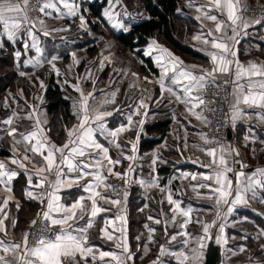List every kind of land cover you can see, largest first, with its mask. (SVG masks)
<instances>
[{"label":"snow or ice","instance_id":"1","mask_svg":"<svg viewBox=\"0 0 264 264\" xmlns=\"http://www.w3.org/2000/svg\"><path fill=\"white\" fill-rule=\"evenodd\" d=\"M107 3L108 8L103 15L111 22L113 28L127 31V27L116 20L120 13L115 9L121 5V0H107ZM194 3L195 0H189V6ZM30 4L31 0H0V37H6L8 42L17 43L21 41L22 35L26 34L28 39L22 42L23 51L26 53L30 49H35L39 54L40 41L33 29L38 23L44 36L50 33L46 29L45 20L37 17L33 21L29 15L30 11H38L46 17H53L55 13L53 18L76 17L78 5L73 0H36L31 7ZM249 11L250 6L246 0H204L196 7L199 15L195 18L201 21V32L193 36V40L205 46L204 54L208 57L211 67L187 65L180 57L153 40L145 55L151 56L153 52L157 53L155 63L160 69V74L156 80H150L145 76L143 81L158 85L160 99L167 98L170 104L183 105L187 116L194 117L204 125L210 123L205 112L216 110L210 107L214 100H206V92L210 88L217 90L213 93L214 98L219 97L222 103H227L228 112L225 113V119L226 122H231L233 127L238 121L253 117L264 123V61L242 62L237 47L240 44L238 37L247 35V29L264 25V14L259 17H249L246 15ZM124 15L128 13L125 11ZM204 21H210L213 27L208 28ZM79 22V27L87 30L88 21L83 15L79 16ZM205 28H207L206 32ZM66 30L68 29H56V31ZM2 47L3 42H0V48ZM21 55L20 50L14 52L17 60ZM72 57L74 63L78 64L79 60L75 53H72ZM56 59L57 57L53 56L47 62L51 64L52 70L60 75V70L53 63ZM105 61L111 64L112 56L103 57L100 61L101 70ZM25 63L39 66L41 60L37 57L34 61L29 60ZM123 74L127 75V73ZM20 75L23 76L25 73L21 72ZM88 76H91V72L86 78ZM132 76L140 80L137 73H132ZM220 76L224 77L222 81L218 80ZM92 84L93 89L87 92L79 84L72 85L79 94L78 99L73 102V115L77 122L70 128H64L65 139L61 145L50 140L44 127L47 121H41L38 108L35 106L22 118L13 112L7 118L0 120V125L7 126L2 130L13 140L14 154L10 158V163L27 173V186L22 191L28 200L36 201L40 206L36 218L29 224V231L24 232L21 241H6L5 237L9 234L5 223L9 219L7 208L14 199L11 195L12 182L20 173L0 161V189L9 193L0 200V264H134L135 253L127 242V232L124 227L127 221L122 214L123 209L114 219L104 217L105 226L99 230V238L114 242V247L119 251H105L91 242L90 230L94 228L97 218L102 213L111 211V208L105 205L117 208L121 205V199L106 194L111 192L116 197L120 195L115 186L109 183L110 178L123 182L125 200L126 186L133 183L145 189L158 188L166 193L165 200L170 206V220L162 221L152 216L148 219L153 220L155 224L163 223L167 245H177V247L160 244L157 258L152 264H165L163 257H172L174 264H203L204 250L208 241L224 247L225 257L229 260L232 256L247 251L245 246H240L238 250L226 247L229 238L225 234V225L218 221L226 220L238 205H247L250 200L264 203V167H256L251 172H246L245 169L250 166L238 158L240 155L238 149L221 144L210 139L207 134L200 133L203 144L216 146L206 148L193 145L209 160L204 163L197 158L192 163L207 168L208 172L185 174L183 179L190 177L192 181H204L190 186L197 198L213 202L215 218L210 222L202 217L194 219L195 209L191 206L182 207L183 201L174 199L172 190L161 188L159 177L152 175L155 173L158 157L152 159L149 166L150 179L133 178V174L136 173V162L140 159L138 157L140 135L137 132L135 140L126 142L122 141L121 137L136 128L142 130L145 120L141 118L139 121H134V117L148 115L149 105L145 102V98L140 97L136 103L129 105L132 111L126 114V124H118L117 127L110 128L108 118L122 112L119 106L112 108L111 111L108 110L109 106L116 104V94L119 90L108 93L101 89L98 98L96 81L92 80ZM142 91L147 93L149 89L145 87ZM147 99L151 100L152 97L148 96ZM155 102L159 103V100ZM4 106H8L6 101ZM141 109L144 111L141 112ZM20 119L32 122L31 131L20 130L17 123ZM244 140L254 143L255 137L249 134ZM245 146L247 147L248 144ZM184 147L185 149L188 147L186 138ZM112 150H115L117 155L113 156ZM252 151L255 152V149ZM16 153L20 155L17 156ZM125 161L129 162L127 168L123 172L116 170L117 166ZM29 164L33 165V170H29ZM236 165H239V168ZM74 188L80 190L82 194H78L70 203L62 202L61 193H70ZM200 189L207 191L201 193ZM179 192L180 190H177V193ZM16 207L17 209L20 207L18 202ZM161 214H164L163 210ZM116 221H120L121 225L117 226ZM16 223V220L12 219L11 227L15 228ZM193 223L200 226L199 234L194 235L188 230V226ZM170 225L178 228L179 231L169 235ZM145 227L149 232L148 243H155L156 230L148 225ZM214 228L218 229L216 233L212 231ZM115 233L120 235L117 236ZM33 236L34 240L30 243V237ZM260 236H264V230L258 232L257 238ZM136 239L139 240L140 237ZM143 250L147 253L151 249L144 245ZM260 250L264 252V244L260 245ZM211 254L209 250V256Z\"/></svg>","mask_w":264,"mask_h":264},{"label":"crops","instance_id":"2","mask_svg":"<svg viewBox=\"0 0 264 264\" xmlns=\"http://www.w3.org/2000/svg\"><path fill=\"white\" fill-rule=\"evenodd\" d=\"M92 0H73V2L78 5V14L76 17H65V18H53L55 17V13H53V17H46L41 14L38 16L45 20L46 29L49 31L50 35L44 36L41 29V26L37 23L36 27L33 29L35 35L39 38L41 53H36L35 49H30L28 52L23 51V40H27L28 37L26 34L22 35L21 41L17 43H11L6 40V37H0V42H3V47L0 48V56L3 55L5 51H12L13 58L15 60L14 66L18 69L19 73H25L26 77L29 79L31 92L29 96H26L24 90L21 87H17L13 92V96H18L15 105L13 108L11 107V114L16 112L19 117H24L28 112H30L33 107H37L40 115L41 121H46L44 119V115H46L45 108V98L44 92L46 88V78L41 77L38 73L44 67H48L51 73L54 74L57 81L61 84L63 90L67 93L68 96L72 97L74 101L78 99L79 94L74 90L72 85L79 84V86L85 91H91L93 89L92 80L96 81L95 88L97 89V96L100 97V91L103 89L105 92L111 93L113 91L119 90L116 94V104L109 106L108 110L111 111L114 107H121L122 112L115 113L112 117L108 118V126L110 128H115L118 124H126V114L130 113L132 109L129 105H132L137 102L138 98L144 97L145 102L148 103L149 107L147 109L148 115L146 117L136 116L134 117V121H139L141 118L145 120L144 125L142 126V130L140 128H136L131 132H127L123 134L121 137L122 141L135 140L137 132H139L140 138L138 142V157L140 159L136 162V173L133 174V178H144L150 179V164L152 159L157 158V163L155 165V173L152 175L159 177V184L161 188L171 189L174 194V199H179L183 201L182 207L191 206L195 209L193 212V218L202 217L205 221H212L215 218V209L213 207L212 201H207L203 199L197 198V195L190 185L203 183L202 180L192 181L189 179H183L185 174H200L208 172L207 168L200 167L199 164L192 163L193 160L200 158L204 163H207L209 158L205 156L202 152H200L193 145H200L203 147H211L210 145H205L200 139V133H205V125L197 121L194 117L187 116L184 112V106L180 104H170L168 99H160V90L158 85L156 84H148L143 81V77L147 76L150 80H156L159 77L160 69L157 67L155 63V55L156 52H153L151 56L146 55L150 58L154 67L157 69V72H153L150 70H146V68H137L132 63H130L127 59H124L118 52L116 46L118 43L109 33H98L96 30H93L91 26H89V21H92V18L95 19L93 14L89 11L87 5ZM252 4L251 2L259 1L264 3V0H246V2ZM204 2V0H195V3L192 6H189V0H178L177 11L179 13L190 15L194 18L201 27V21L197 20L195 17L199 15L196 12V7L199 6L200 3ZM108 8V3L106 1L105 6L101 12V18L105 24L109 26V28L114 32L124 31L123 29L113 28L111 22L108 21L107 17L103 15L105 9ZM128 9L125 7L123 1L121 0V5L117 6L115 9L116 12L120 13L116 17V20L119 23L124 24L127 29L130 27V18L132 20H136L139 17H132L133 13L128 12ZM62 11H66V9H62ZM127 12L128 15H124V12ZM83 15L85 19L88 21L87 30L81 29L79 27V16ZM249 17L256 16L259 17L262 14L254 13V14H246ZM134 16V15H133ZM36 18L33 20L35 21ZM101 22L102 27L106 29V25ZM205 25L208 28L213 27V24L210 21H204ZM65 28L68 29L66 31H56V29ZM207 31V28L204 29ZM200 30H194L187 34H185L182 38V42L196 50L200 54L204 56L203 59L191 58L188 56H183L178 52L171 49L165 43L157 40L154 37H149L146 45L143 47V53L148 49L150 43L155 40L159 45L169 49L176 56L180 57L187 65H196L197 67L210 68L211 64L209 62L208 57L204 54L205 46L200 42L193 40V36L200 33ZM86 38H90L95 41L97 45L94 52H89L86 50L85 45ZM240 40V44L237 46L239 48V59L242 62H247L248 60H255L257 62L264 61V56L256 53L257 50H260L259 42L264 43V25H256L254 27H250L247 29V35H241L238 37ZM57 41H61L69 46V50L64 53H53V47L50 43H54ZM242 41V44H241ZM30 43V41H29ZM50 45V46H49ZM79 45V46H77ZM242 45V46H241ZM16 50H20L22 55L19 60H17L14 56V52ZM210 50V49H208ZM72 53L76 54L77 60L79 63H74ZM67 55V58H65ZM112 56L113 62L109 64L105 61V65L101 70L100 61L104 56ZM55 56L57 59L53 61L56 64V67L60 70V75H57L51 68V64L47 61H50L52 57ZM39 57L41 60V64L39 66H34V63H25L26 61L33 60ZM120 70V71H117ZM91 72V76H87V74ZM123 73H127L124 75ZM132 73H137L140 77V80H137L136 77L132 76ZM36 81L39 83L43 82V87L41 89L36 87ZM135 84V87L131 85ZM111 85V87H109ZM148 88L149 91L147 93L143 92V88ZM157 87V89H156ZM167 95V94H166ZM148 96H151L152 99H147ZM31 98H35V102L30 100ZM159 100V103L155 101ZM144 110L141 109V112ZM199 111V109H198ZM175 114V119H174ZM187 117V118H185ZM169 119L170 124L168 129L165 132L160 131H152L149 132L146 130V124H150L155 121ZM77 121L75 120L68 127L70 128ZM239 123H243L245 125L251 126H262L264 123H260L256 117L251 119H245L242 121H238ZM237 122V123H238ZM19 124V128L21 131H31V121L26 119H20L17 121ZM231 122H227V129L231 132ZM3 128H6V125H3ZM47 130V125H44ZM264 131V130H263ZM4 135L6 133L4 132ZM48 137L52 142L57 145H61L64 142L55 141L47 132ZM232 137L233 134L231 132V138L225 142V145H232ZM143 138H153L157 141L154 142L153 146L146 148L144 150H139V143ZM185 138L187 142V149H185ZM264 139V138H262ZM21 147V146H17ZM130 148V145L128 146ZM5 149L9 151L8 155L0 156V161H3L7 164L8 168L15 169L20 173V176L23 180V183H20L19 187L16 183V179L12 182L13 191L11 195L14 197L12 201H10L7 211L9 214V219L5 221L8 226V236L5 237L6 241L10 242H20L24 232L27 231L28 225L31 220L36 217V213L40 210V206L37 204V208L33 211L32 214L26 216H20L18 212L22 211V215L24 213V204L21 202L19 195L14 191V186L19 189L22 197L25 200H28L24 193L23 189L27 186L26 177L27 173L23 169L17 168L15 165L10 163V158L14 154L13 149V140L11 137L6 135V145ZM111 154L113 156L117 155L115 150H112ZM155 154V155H153ZM17 156L20 153H16ZM39 159V157H37ZM27 163V162H25ZM127 161L123 162L121 165L117 166L118 171L123 172L127 166ZM246 164L250 167L245 169L246 172H251L256 167H264V159L252 161L251 158L247 160ZM29 170H33V165H28ZM239 168V165H236ZM112 179L110 178L109 183H111ZM21 182V181H20ZM35 182V180H34ZM124 190L125 186L121 181V188L118 191L120 193L119 197H116L114 193L108 192L107 195L113 196V198L121 199V205L119 208L113 207L111 205H105V207L111 208V211L102 213L100 217L97 218V222L93 229L90 230V238L91 242L94 243L97 247L102 250L108 251H119L114 247V242L102 240L99 238L100 236V228L104 227V217H108L114 219L117 214H121L120 210L123 209V215L126 217V228L127 232V242L132 250L135 253V249L131 244V240L129 238V217L132 214L140 213L145 214L144 221L146 225L149 227H160L164 229V224H155L153 220H149L148 217L152 216L156 219L170 220L171 214L169 213V205L165 200V192H161L158 188L145 189L141 187L139 184H131L126 186L127 198L124 199ZM177 190H180L177 193ZM207 189H200L201 193L206 192ZM78 194L80 190L72 189L70 193H61L62 202L70 203ZM9 193L4 192L0 189V200H3L4 197L8 196ZM86 195V194H85ZM131 198L133 200H131ZM32 201V200H29ZM137 202V205L132 208L131 212L129 210V202ZM160 201H164V203H160ZM19 203L20 207L17 209L16 204ZM37 203L36 201H33ZM147 205V207H145ZM227 206H225L226 209ZM143 209V211H141ZM161 210H163V215L161 214ZM251 214L258 215L264 221V203H260L259 200H250L247 205H238L236 210L227 217L226 220L218 221V223H223L225 225V234L229 238L228 248L237 249L240 246H245L247 251L241 253L237 256H232L231 259H227L225 257V248L216 245L213 241L207 242V248L204 250V261L203 264H264V252L260 250V245L264 244V236H260L257 238L258 232L264 230V227L259 225L255 219L252 218ZM26 217L25 219H23ZM12 219L16 220V227H11ZM117 226L121 225L120 221H116ZM147 229V228H146ZM188 230L191 231L194 235L200 233V226L193 223L188 226ZM109 231H111V227H109ZM179 231L178 228L174 226H169V235L172 233ZM213 233L218 231L217 228L212 229ZM117 236L120 233H115ZM149 232L147 229V240H148ZM139 237L137 234L133 236V241ZM244 237H247L245 239ZM181 239V238H178ZM156 241V237H155ZM163 244L167 245V239L164 236L163 232ZM148 243V241H147ZM155 243L146 244L150 251H157L153 245ZM168 247H177V245H167ZM209 250H211V256H209ZM155 254V255H157ZM137 253H135L134 264H152L146 261L138 262ZM151 256V255H150ZM251 257V259H250ZM11 259V256H9ZM152 258V257H151ZM169 258V257H168Z\"/></svg>","mask_w":264,"mask_h":264},{"label":"trees","instance_id":"3","mask_svg":"<svg viewBox=\"0 0 264 264\" xmlns=\"http://www.w3.org/2000/svg\"><path fill=\"white\" fill-rule=\"evenodd\" d=\"M107 0H92L88 3L87 7L89 11L95 17V21L103 22L101 18V12L103 7L105 6ZM125 7L133 12L135 10L144 9L145 15L143 17L138 16L139 18L136 20H132L130 18V27L127 31L114 32L112 31L107 24L106 32H110L116 41L120 44L121 49L127 50L128 53L133 54L134 61L131 59L132 64L137 68H146V70H150L153 72H157V69L154 67L150 58L147 57L143 53V47L146 45L149 37H154L157 40L165 43L171 49L178 52L183 56H188L191 58L203 59L204 56L192 49L191 47L185 45L182 42V38L185 34L194 31L200 30L201 27L199 23L192 18L190 15L179 13L177 11L178 0H122ZM91 21H89L90 23ZM96 24V23H95ZM93 24L91 27L94 30H97V26ZM242 44V41H241ZM260 50H257L256 53L264 56V43L259 42ZM242 46V45H241ZM96 49L95 46H91L87 48L89 52H94ZM67 58V55H65ZM4 63V68L2 65ZM5 70V71H3ZM42 76L46 78L47 84L44 92L45 108L47 112V116L49 118L47 123V129L49 135L57 142H62L65 137L64 128L71 125L75 120V116L73 115V102L74 99L67 95V93L61 87V84L57 81L54 74L51 73L47 67L42 68L40 72ZM20 75L14 68L13 56L11 51H5L3 55L0 56V92L10 88H13V78L14 76ZM25 78L26 82L24 81ZM23 77H19V81L17 82V87H21L24 90L26 96H28V85L27 80L29 79L23 75ZM20 83V84H19ZM23 83V84H22ZM13 89V90H14ZM170 124L169 119L159 120L152 122L150 124H146V130L149 132L152 131H160L165 132ZM156 139L143 138L139 143V150H144L153 146ZM6 143V141H5ZM6 145V144H5ZM9 151L5 149V147L1 146L0 148V156L8 155ZM21 181V182H20ZM16 183L18 187L20 183H23L21 176L19 175ZM14 191L19 195L21 202L24 204V213L20 216H26L33 213V211L37 208V203L29 200H25L22 197L19 189L14 186ZM131 200H133L131 198ZM137 205V202H129V210L131 212L132 208ZM129 219V238L131 243L133 241V236L135 235L133 224L137 225L144 217H139L134 219L132 216V212ZM252 218L255 221L264 227V221L258 215L251 214ZM24 217L23 219H25ZM141 224V223H140ZM134 233V234H133Z\"/></svg>","mask_w":264,"mask_h":264},{"label":"rangeland","instance_id":"4","mask_svg":"<svg viewBox=\"0 0 264 264\" xmlns=\"http://www.w3.org/2000/svg\"><path fill=\"white\" fill-rule=\"evenodd\" d=\"M246 3L250 6V11L248 13H246V14H252V11L258 12L260 9L264 8V7H262V6H264V3H261L259 1L251 2L252 4L248 3V1ZM127 11L128 12H132L129 9ZM132 13H133L134 16H140V17H143L145 15L144 9H139L137 11L135 10V12L133 10ZM89 24H90L89 26H92L93 24H95V26H97V28H98L96 30L98 33H102V34L108 33V32H106V29L102 27V24H99V22L95 21L94 18H92V21ZM109 34H110V32H109ZM111 36L113 37V39H115V37L112 34H111ZM97 40H94V39L91 40L90 38H86V40H85L86 43L82 44V45L83 46L85 45L86 50H87V48H89L91 46L97 47V45L95 44V41H97ZM50 44L52 45V47L54 49L53 53H64V52H67L69 50V46L66 45L65 43H62L61 41H57V42L50 43ZM77 46H79V45H77ZM116 48H117V52L124 59H127L130 63H132L131 59L134 61L133 54L128 53L127 50L121 49L119 43L116 46ZM11 53H12V51H11ZM13 62L15 64L14 58H13ZM2 66L4 67V63H3ZM4 68H6V67H4ZM14 68L17 71V73H19L18 69L15 66H14ZM47 69L50 70L48 67H47ZM3 71H5V70H3ZM41 71H39L38 74L41 77L44 78V76H42L41 73H40ZM19 77H23V76H19V75L14 76V78L12 80L13 81V88L9 87L8 89L0 92V120H3L5 118H7L8 116H10L11 115V112H10L11 107L13 108L15 105H17L16 102H18L17 100H19L18 96H13L12 92L15 90L14 89L15 85H18L17 82H20L19 81ZM23 79H24V81H22V82H26L24 77H23ZM30 83L31 82L27 80V85L29 84L28 85V89H29L28 96H29V94L31 92ZM36 84H37L36 87H39L41 89V83L36 81ZM156 89H157V87H156ZM30 100L35 102V98H31ZM5 101L7 102V105H8L7 107L4 106ZM205 115L207 116L206 112H205ZM44 119L48 123L49 118L47 116V113H46V115H44ZM47 123L45 125H47ZM3 127H4L3 125H0V148H1V146L5 147V144H6L5 143L6 135H4V131L2 130ZM204 129H205V134H207V125H205ZM249 129H251V133H249ZM263 130H264V125H262V126L257 125V126L253 127L251 125H245V124L239 123V122L236 123L235 127H233L231 125V132L233 134V137L231 139L232 140L231 141L232 145H233L234 148H236V149L238 148L239 153H240L238 158L240 160H242L244 163H246L247 160L250 159V158H251L252 161H256V160H260V159L263 160L264 159V143H262V141H264V139H262V138H264V131ZM47 132H48V129H47ZM249 134H251L252 136L255 137V142L254 143H248L247 141L244 140V137L246 135H249ZM246 144H248L247 147L245 146ZM209 145L211 147L216 146L215 144L214 145L213 144H209ZM253 149H255V152L252 151ZM132 216L135 217L134 219H137L139 217H145V214L143 215L140 212V213L132 214ZM144 220H142L140 222L141 224L140 223L137 224V225L133 224V229H134V233H135L134 236H136L138 234L140 239L139 240L135 239V241H132L131 244L133 245V248L135 249V253L138 254L137 255L138 262L146 261L148 263H151V261L156 260L158 254H157V251H154V252L153 251H149V252L145 253L144 250H143V246L148 244L147 243V241H148L147 240V229L145 227L146 224L143 223ZM153 228L156 230V232H155L156 242H155V244L153 246L155 248H157L158 251H159V245L163 244V241H162L163 232H162V229L160 227H153ZM155 254H157V255H155ZM140 257H143V259H141ZM162 259L164 260L165 264H174V261H173L172 257H169V258L168 257H163Z\"/></svg>","mask_w":264,"mask_h":264},{"label":"built area","instance_id":"5","mask_svg":"<svg viewBox=\"0 0 264 264\" xmlns=\"http://www.w3.org/2000/svg\"><path fill=\"white\" fill-rule=\"evenodd\" d=\"M35 2L36 0H31L30 7L34 5ZM254 13L264 14V8L260 9L258 12L252 11V14ZM29 15H30V18L34 20L35 18L40 16L41 13H39L38 11H30ZM132 17L135 18V16H132ZM223 79L224 77L222 76L218 77V80L220 81H222ZM216 91L217 90L215 88H210L206 92V100H214V102L210 105V107L216 109L215 112L206 111L208 120L210 121V123L207 125V135L210 137V139L214 141H218L219 143L223 144L228 141L227 122L225 119V113L228 112V105L227 103H222L219 97H215V98L213 97V93ZM221 95L223 94L221 93ZM111 184L115 186L117 191L120 190L121 180L112 179ZM38 227L39 225H37V228ZM27 231H29V225H28ZM33 240H34V236L30 237V243Z\"/></svg>","mask_w":264,"mask_h":264},{"label":"water","instance_id":"6","mask_svg":"<svg viewBox=\"0 0 264 264\" xmlns=\"http://www.w3.org/2000/svg\"><path fill=\"white\" fill-rule=\"evenodd\" d=\"M227 138L230 139L231 138V132L229 129H227Z\"/></svg>","mask_w":264,"mask_h":264}]
</instances>
